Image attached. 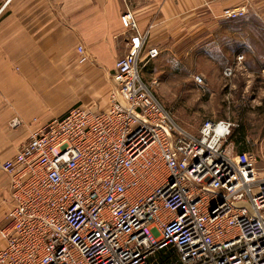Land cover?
Masks as SVG:
<instances>
[{"label":"built area","instance_id":"1","mask_svg":"<svg viewBox=\"0 0 264 264\" xmlns=\"http://www.w3.org/2000/svg\"><path fill=\"white\" fill-rule=\"evenodd\" d=\"M120 20L129 53L116 61L108 107L71 108L2 164L14 203L0 264H264L257 156L229 142L228 120L207 119L198 135L178 126L141 75L161 50L133 11Z\"/></svg>","mask_w":264,"mask_h":264},{"label":"crops","instance_id":"2","mask_svg":"<svg viewBox=\"0 0 264 264\" xmlns=\"http://www.w3.org/2000/svg\"><path fill=\"white\" fill-rule=\"evenodd\" d=\"M241 8L264 31V0H0V170L32 131L71 108L108 107L116 61L129 53L120 20L127 10L162 52L179 39H200L197 32L222 21L225 9ZM13 203L10 185L0 183V232Z\"/></svg>","mask_w":264,"mask_h":264},{"label":"rangeland","instance_id":"3","mask_svg":"<svg viewBox=\"0 0 264 264\" xmlns=\"http://www.w3.org/2000/svg\"><path fill=\"white\" fill-rule=\"evenodd\" d=\"M245 18L234 22L222 18L211 28L203 26L196 35L200 39L186 37L162 48L159 58L141 64V75L147 83L157 82L156 96L177 125L191 134L198 135L207 119L232 122L229 142L239 151L254 153L263 170L264 71L256 67V59L264 62V31ZM227 68H233L232 74ZM197 76L203 83L195 80ZM2 182L8 189L10 179L0 170ZM4 224L2 214L0 229Z\"/></svg>","mask_w":264,"mask_h":264},{"label":"trees","instance_id":"4","mask_svg":"<svg viewBox=\"0 0 264 264\" xmlns=\"http://www.w3.org/2000/svg\"><path fill=\"white\" fill-rule=\"evenodd\" d=\"M233 135H234V132L232 133L231 139H232ZM240 151H246V150H245V148H241Z\"/></svg>","mask_w":264,"mask_h":264}]
</instances>
